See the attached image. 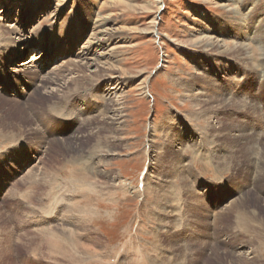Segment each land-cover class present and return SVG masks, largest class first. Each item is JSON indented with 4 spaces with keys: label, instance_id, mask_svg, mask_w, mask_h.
Masks as SVG:
<instances>
[{
    "label": "rangeland",
    "instance_id": "374dc122",
    "mask_svg": "<svg viewBox=\"0 0 264 264\" xmlns=\"http://www.w3.org/2000/svg\"><path fill=\"white\" fill-rule=\"evenodd\" d=\"M14 1L18 5L22 0ZM120 1L133 2L137 6L136 11L125 10L126 7L118 5ZM158 1L23 0L27 5L21 7L20 16H12L15 20L13 25L16 24V28L25 32L27 42L36 35L51 54L60 46L66 55V44L78 41L79 37L80 40L86 37L89 41L93 25L98 19L110 17L109 28L116 32L117 37V41L112 44L119 46L116 64L121 70H118V79L123 82L122 90L125 92L120 99L125 103L126 122L120 129H114L105 120L90 118L91 128H83V119L93 114L96 105L106 108L105 102L95 103L94 98L88 95L87 103L81 107L89 108L90 113L80 117L81 121H70L64 128L67 133L57 134L56 138L50 129L56 124L53 125V121L44 117L45 111L59 99L30 97L25 110L33 119V128L47 133L46 137L41 138L39 133H33V128L25 126L20 134L23 139L14 142L6 135L15 130L12 124H18L21 119L16 114H8L9 104L0 99V123L5 125L4 128L0 124V190L4 191L3 195L0 193V230L3 231H0V264H264V206L261 202L264 197V162L258 171L255 163H252L253 149L257 150L254 138H259L260 157L264 156V28L258 29L255 38L248 43L252 51L249 64L245 61L246 56L242 58L234 53L222 61L218 58L219 54L201 52L192 43L193 36L198 29L202 31L201 28L209 32L210 36L214 37L211 34L215 33L231 45L238 41V45L247 43L241 37L244 33L238 24L233 21V25L230 20L231 14H227L219 5L221 0H163L162 4H157ZM36 4L43 7L48 5L49 12L47 7H44V12H40L34 7ZM259 4L264 17V0H259ZM1 5L0 2V23L10 25L3 22L6 15ZM200 12H204V16ZM34 14L38 15L37 18L27 27L18 25V22H22L24 26ZM251 22L254 21L247 22L248 27L252 25ZM82 28L85 31L80 36ZM156 31L160 39L155 36ZM228 31L233 32V35L226 34ZM232 37L236 39L229 40ZM82 45L74 48L73 52L79 51ZM36 47H39L40 54L35 61L42 60L38 63L40 68L46 59V50L42 53L41 46L33 42L32 48ZM20 49L18 52H21ZM4 50L5 47L0 46V60ZM34 51L38 52L35 49L26 52L25 62L15 60L17 53L10 55L9 61L7 58L4 62L0 61V74L10 76L9 79L0 76V89L7 81L8 88L5 91L11 94V100H15L13 95L16 94H12L14 83L11 77L25 76L14 71H18L24 63L32 62L35 59ZM58 58V64L44 65L42 71L45 75L55 72V67L62 60H67L65 57ZM256 63H259L258 66ZM108 87L103 86L104 89ZM197 92L200 95H193ZM0 95L7 98L5 93ZM210 97H215L216 103L209 100ZM18 111L21 116V110ZM53 119L59 123L64 121L55 116ZM95 127L102 130L99 136L103 140H97L96 136L89 134L96 133ZM78 128L81 131L83 129L82 133L87 136L80 138V141L85 139V142H79L75 151L68 149L71 147L67 145L70 141L66 144L56 142L63 137H73V133L82 136ZM112 130L117 140H121L116 143L118 154L96 157L97 151L113 135ZM97 143H102L99 149ZM250 149L252 154L247 152ZM26 150L31 152L30 157L26 155ZM78 155L83 156L82 159ZM45 166L50 169L49 172ZM89 180H94V183ZM206 189H210L214 196L201 195ZM49 195H52V200L47 206L45 203ZM105 197L108 201H104ZM44 207L47 210L54 209L56 221L51 220L53 215L49 219L50 223L45 219L48 213L42 210ZM83 215L88 218L82 219ZM236 222H239L238 225ZM43 227H52L56 232L59 231L58 235L61 233L59 238L63 242L60 243L58 239L59 245L68 240V253L54 250V255L50 251L41 234ZM84 243L88 249L83 247ZM70 245H73L72 248Z\"/></svg>",
    "mask_w": 264,
    "mask_h": 264
},
{
    "label": "bare ground",
    "instance_id": "6f19581e",
    "mask_svg": "<svg viewBox=\"0 0 264 264\" xmlns=\"http://www.w3.org/2000/svg\"><path fill=\"white\" fill-rule=\"evenodd\" d=\"M34 1V0H33ZM113 1V0H111ZM1 2V7L5 9V15L7 17H5L4 19V23H10L7 24V25H3V23L1 24L0 23V39H1V42H0V46H4L5 47V50L4 52H2V58H1V62H4L5 59L7 58V61H9L10 59V55H13L14 56V53H17L16 54V59L15 60H19V61H22V62H25L24 60V57L25 55L27 54L26 52L29 50V49H35L36 51H38L37 53L34 51V60L32 62H27V63H24L23 65L20 66L19 70L18 71H14V72H19V73H22L23 75L25 74V76L23 77H18L16 75H12V81L14 83V86L13 87V91H12V94H14V92H16L15 95H13V97L15 98V100H11L10 99V95L9 92H6V87L8 88V84H7V81H6V84L3 85L2 89H0V93H5V95L7 96V98H3L1 95H0V99L3 100V102H7V104H9V107L10 109L8 110V114L10 115H15L19 118V120L21 119V122L19 121L18 124H12L13 127H14V131H11L8 135H6L7 137H9L8 139H10L11 141H14L16 142V140L19 142L21 141V132H22V127L24 128L25 126L26 127H29L28 129L30 128H33L35 125H34V122H33V119H30V116L29 114L26 112L25 110V105L28 104V100L29 98L31 97L32 99L33 98H37L38 96L39 97H42V98H55V99H59L57 100L55 103L52 104V106L49 107V110L45 111L46 115L44 117L45 118H48V120H51L53 121V125L50 129L54 132L52 135H54V137L57 136V134H65L67 133V129H64L65 128V125L71 123L70 121H81L80 117L84 116L85 114H88L90 112H88L89 108L85 107H81V105H85L87 103V98H88V95H90V98H94V102L95 103H101V102H105V107L103 109V107H98L96 105V107H94V111L92 115H90L89 118H86V119H83V123L82 125L83 128H91L92 124L90 123L91 119H95V118H98L99 120L102 119V120H105V122L107 121L108 122V125L117 129H120L123 124L126 122L125 120V112H124V104L122 101H121V97L124 95V90H122V85H123V82H121L118 78V66H117V62L116 59H117V51L119 49V46L114 45L112 44V42L114 41H117V37H116V32L112 29L109 28V24H110V21L108 20V17L107 19H102L100 17V19H98V21L95 23V26L93 25V30H92V34L89 39V41H87L86 37H83V39L85 38L86 39V42H83V39L80 40V37L78 39V41H72L70 42V44H66L67 45V48H68V55H66V53L63 51V47H58L55 49V52L54 54H51L47 48L44 46V44H42V42L37 39L36 35H34L33 39L31 41H28L26 40V38L24 37L25 36V32L21 29H18L16 28V24L13 25L15 23V20L13 21V18L12 16L14 14H17L19 17L20 16V9H22L21 7L22 6H26L27 4L25 2H23V0L21 2H19L18 5L14 4L15 1L14 0H0ZM110 2V1H109ZM50 3V2H49ZM133 3V2H132ZM132 3H120L117 4L120 5V6H124L126 7L127 11H136L137 9V6L136 5H133ZM157 4L160 3L162 4L163 3V0H159L158 2H156ZM109 4V3H108ZM107 4V5H108ZM114 4V3H113ZM50 5V4H49ZM110 5V4H109ZM156 5V4H155ZM219 5L224 9L226 10L228 13L227 14H231L229 15L231 18L230 20L233 22H235V24L237 23L238 24V28L241 29V31L244 33L243 36H241L242 38L245 39L244 42H247L245 45H238V42L237 43H233L234 41H231L234 45H231L230 42H227L226 40H223L221 39L218 35H216L215 33L214 34H211V35H214L213 36H210L209 35V32L206 33V31L202 29V31H199L198 29V32H196V34L193 36V40H192V43L194 44L195 47H198L201 49V52H204V53H217L219 54L218 58L220 60H225V59H228V56L230 57L233 53L234 54H238L240 56H242V58L244 56H246V60L249 64L251 60H249V57H250V53L252 51H250V48L248 45L249 42H251L253 40V38H255L256 36V31L258 29H261V28H264V17H263V13H262V10L260 8V4H259V0H221L219 2ZM29 6V5H28ZM104 6V5H103ZM102 6V7H103ZM115 6V4H114ZM113 6V7H114ZM117 6V5H116ZM13 7V8H12ZM36 9L40 10V12H44L45 8L44 7H47L46 10H48L49 12V7L48 5L46 6H40L39 4H36V6H34ZM106 7V6H104ZM111 8V7H110ZM117 8V7H116ZM147 8V7H146ZM146 8H143L144 10H146ZM1 10V9H0ZM23 10V9H22ZM33 11V10H32ZM147 11V10H146ZM149 11V10H148ZM2 12V10H1ZM35 12V11H34ZM38 12V11H37ZM53 12V11H52ZM28 13V12H27ZM204 12H200V14H202V16H204L203 14ZM246 13V15H245ZM24 14V13H23ZM50 14V13H48ZM30 15V14H29ZM102 15V14H101ZM112 15V14H111ZM37 14H34L32 15V18L29 22L25 23L24 26H22V22H18V25L21 26V27H27L31 22L35 21V19L37 18ZM46 16V14H45ZM100 16V15H99ZM103 16V15H102ZM228 16V17H229ZM242 17V18H241ZM9 18V19H8ZM106 18V17H105ZM113 18V17H112ZM29 19V18H28ZM111 19V18H110ZM7 20V21H6ZM254 21V22H251L252 25H250L248 27V24L247 22L249 21ZM12 23H11V22ZM17 21V20H16ZM26 21V20H25ZM247 21V22H246ZM234 22H233V25H234ZM62 23V22H61ZM83 23V22H82ZM84 26V25H83ZM81 26V27H83ZM80 27V28H81ZM88 27V26H87ZM119 30V29H118ZM249 30V32H248ZM84 31L85 29L82 28V32L80 34V36H82L84 34ZM119 33V32H118ZM233 33V32H232ZM230 31H228V33L226 32V34H230V35H233ZM156 37L158 39H160L159 35L157 34V31L155 33ZM259 34V33H258ZM18 37V38H17ZM119 38V37H118ZM236 39V37H232V38H229V40H233V39ZM123 39V38H122ZM258 39V38H257ZM121 40V39H120ZM28 45H26V43ZM33 42H37L38 45L41 46L40 50L42 51L43 53V50L45 49L46 50V59L43 61L42 65L40 66L39 68V64L41 61H35L36 60V57L39 56L38 54H40L39 52V47H36V48H32L33 47ZM83 44L81 46V48L79 49V51L75 50L76 52H73L74 48H78L80 44ZM119 43V42H118ZM192 44V45H193ZM254 44V43H253ZM252 44V45H253ZM255 47V46H254ZM20 48H23V49H20ZM18 49L21 50V52H18ZM251 50L254 51V49L251 48ZM11 51V52H10ZM260 53V52H259ZM45 54V53H44ZM201 54V53H200ZM257 54V53H256ZM261 54V53H260ZM259 54V55H260ZM56 56V58L54 59V56ZM210 55V54H208ZM262 55H264V50H262ZM235 56V55H233ZM239 56V57H240ZM44 57V56H43ZM58 57H65L67 60H62V62L55 67V72H53L52 74H48L45 75L44 71L43 70V67L44 65H48L49 63H52V64H58V61H59V58ZM232 57V56H231ZM238 58V57H237ZM253 58V56L251 57ZM250 58V59H251ZM255 58V57H254ZM43 59V58H42ZM122 59V58H121ZM264 59V58H263ZM18 61V62H19ZM121 61V60H120ZM214 62L218 63L219 61L217 60H213ZM233 61V60H232ZM244 61V59H243ZM254 61V60H253ZM234 62V61H233ZM241 62H242V59H241ZM21 63V62H20ZM234 63H236V65L238 64L237 61H235ZM243 63V62H242ZM254 63V62H253ZM260 63V62H259ZM258 63V64H259ZM263 64V62H261ZM245 64V65H247ZM257 64V63H256ZM257 64V66H258ZM33 65V66H32ZM5 66V65H4ZM120 66V65H119ZM252 66V65H251ZM250 66V67H251ZM261 66V65H260ZM27 67V69H26ZM23 68V69H21ZM255 68V67H253ZM262 68V67H261ZM5 69V68H4ZM92 69H94V71H91ZM259 69V68H258ZM4 71V70H3ZM121 71V70H119ZM13 72V73H14ZM1 77H4V78H10V76H7L5 75V73H1L0 74ZM210 78V77H209ZM22 79V80H21ZM29 81H28V80ZM121 79V77H120ZM207 79V78H206ZM24 81V82H22ZM208 83V82H207ZM210 84V83H209ZM110 86L106 89L103 88V86ZM22 86H25L24 88H21ZM52 86H54V88H52ZM71 86V87H70ZM148 86V85H147ZM146 86V87H147ZM73 87V89H72ZM217 87V86H216ZM149 89V88H148ZM147 89V91H148ZM210 89V87H209ZM146 90V88H145ZM146 91V92H147ZM200 93V92H199ZM198 92L193 94V95H196L198 96L197 94H199ZM145 94V92H144ZM149 94V93H148ZM203 94V93H202ZM205 94V93H204ZM219 94V93H218ZM200 95V94H199ZM203 96V95H201ZM5 97V96H4ZM12 97V98H13ZM200 97V96H199ZM206 97V96H205ZM204 97V98H205ZM220 98V96H218ZM121 98V99H120ZM198 98V97H197ZM203 98V97H201ZM218 98V99H219ZM41 99V98H40ZM52 99V100H53ZM200 99V98H199ZM202 100V99H201ZM209 100L211 101H215L214 103H216L217 99L215 97H210ZM220 100V99H219ZM225 101L227 99H224ZM32 101V100H31ZM208 101V100H207ZM43 102H45V100H43ZM209 102V101H208ZM227 102V101H226ZM46 103V102H45ZM211 103V102H209ZM213 103V102H212ZM213 103V104H214ZM30 104V103H29ZM48 104V103H47ZM212 104V105H213ZM225 104V103H224ZM237 104V103H236ZM259 104V102H258ZM219 105V104H218ZM221 105V104H220ZM219 105V106H220ZM226 105V104H225ZM229 105V104H228ZM39 106V105H38ZM199 106V105H198ZM214 106V105H213ZM235 106V105H234ZM238 106V105H237ZM260 106V105H259ZM33 107V106H32ZM35 107V106H34ZM43 107V106H42ZM223 107V106H222ZM227 107V106H226ZM38 108V107H37ZM203 108V106H202ZM213 108V107H212ZM218 108V107H217ZM215 108V109H217ZM221 108V107H220ZM231 108V107H230ZM229 108V109H230ZM18 109L21 110L22 112V115L20 116V112L18 111ZM34 109V108H32ZM39 109V108H38ZM208 109V108H207ZM219 109V108H218ZM225 109V108H224ZM228 109V108H227ZM37 110V109H36ZM211 110V109H210ZM214 110V109H213ZM220 110V109H219ZM28 111V110H27ZM205 111V110H204ZM222 111V110H221ZM219 111V112H221ZM19 114H17V113ZM211 112V111H210ZM214 112V111H213ZM216 112V111H215ZM212 113V112H211ZM200 114V113H199ZM209 114V113H208ZM213 114V113H212ZM211 114V115H212ZM35 115H37V113H35ZM56 119H60V120H64L62 121L61 123H59L57 120H54L53 118ZM216 116V115H215ZM32 117V116H31ZM214 117V116H213ZM91 118V119H90ZM201 118V117H200ZM206 120V118H205ZM213 120V119H212ZM225 120V119H224ZM97 121V120H96ZM226 121V120H225ZM104 122V121H103ZM210 122H213V121H210ZM228 122V121H227ZM232 122V121H231ZM102 123V122H101ZM208 123V122H207ZM1 124V123H0ZM11 124V123H10ZM30 124V125H29ZM46 124V123H45ZM61 124V125H60ZM214 124V123H212ZM220 124V123H219ZM58 125V126H57ZM102 125V124H101ZM150 125V124H149ZM208 125V124H207ZM221 125V124H220ZM224 125V124H223ZM2 127L5 128V125H2ZM213 126V125H212ZM216 126V125H215ZM226 126V125H224ZM228 126V125H227ZM226 126V127H227ZM37 127V126H36ZM98 127V126H97ZM100 128V127H99ZM98 128V129H99ZM104 128V127H103ZM216 128V127H215ZM221 128V127H220ZM235 128V127H234ZM26 129V128H25ZM46 129H48V126L46 124ZM97 131H96V130ZM95 131L96 133H89L90 135H94L97 137V140H100L102 139V137H100L102 134V130L101 129H97L95 127ZM106 129V128H105ZM113 129V130H114ZM27 130V129H26ZM104 130V129H103ZM111 130V129H110ZM113 130L111 131V133L113 134ZM207 130V129H206ZM209 130V129H208ZM216 130V129H215ZM226 130V129H225ZM236 130V129H235ZM2 131V130H1ZM33 133H36V134H40L41 138L42 137H46V134L45 132H40L39 129H35L33 128ZM45 131V129H44ZM78 132H81L82 131L80 130V128L77 129ZM94 131V132H95ZM105 131V130H104ZM119 131V130H118ZM224 131V130H223ZM229 131V130H228ZM240 132V130H237ZM246 131V130H245ZM89 132V131H88ZM92 132V131H91ZM109 132V130H108ZM116 132V130H115ZM121 132V131H120ZM217 132V131H216ZM222 132V131H220ZM259 132V131H258ZM2 134H4L3 132H1ZM24 133V132H23ZM43 133V134H42ZM104 133V132H103ZM117 133V132H116ZM115 133V134H116ZM119 133V132H118ZM243 133V132H242ZM1 134V136H2ZM83 134V133H82ZM101 134V135H100ZM215 134V133H214ZM247 134V133H246ZM260 133L257 134V137L259 136ZM73 137L72 135L71 136H68L69 139H67L66 137H63L62 139H60L59 141H57L56 139V142H61L62 144H66V142H69L70 143H67V145H71V147H68V149H71L72 151H75L76 149H78V145H79V142H81L80 144L84 143L85 142V139L80 141L81 139L80 138H86V136L83 134L82 136H79L78 134H74L73 133ZM100 135V136H99ZM111 135V134H109ZM108 135V136H109ZM117 135V134H116ZM120 135V134H119ZM124 135V134H122ZM240 135V134H239ZM244 135V134H243ZM25 136V135H24ZM84 136V137H83ZM211 136V135H210ZM233 136V135H232ZM247 136V135H245ZM3 137H5L3 135ZM95 137V139H96ZM106 137V136H105ZM110 137V136H109ZM124 137V136H123ZM244 137V136H243ZM242 137V139H244ZM57 138V137H56ZM66 138V139H65ZM89 137H87L88 139ZM104 138V137H103ZM119 138V137H118ZM121 138V136H120ZM226 138V137H225ZM233 138V137H232ZM224 139V138H223ZM227 139V138H226ZM235 139V138H234ZM246 139V138H245ZM250 139V138H249ZM255 141H254V145L257 146L256 149L257 150H254V153H250L252 152L251 149L250 150H247V152H249L250 154H252L253 158H252V163H255V166H256V169L258 171V169L261 167L262 165V162H264V156L261 155L260 157V154L261 152L259 151V146L260 145V140H258L259 138H254ZM7 140V139H6ZM6 140H5V143H6ZM9 140V141H10ZM90 140V138H89ZM93 140V139H92ZM96 140V141H97ZM103 140V139H102ZM123 140V139H122ZM216 140V139H215ZM236 140V139H235ZM251 140V139H250ZM87 141V140H86ZM95 141V142H96ZM105 141V140H104ZM117 141H121V140H117V137L113 134L109 139H108V142L105 143L101 146V149H99V145L102 144V143H97V147H98V153L95 154L96 157H112V156H116L118 153H116V147H117ZM224 141V140H223ZM2 142V141H1ZM88 142V141H87ZM60 143V144H61ZM239 143V142H238ZM53 144V142H52ZM58 144V143H56ZM172 143L170 142V145ZM240 144V143H239ZM250 144V142L248 143ZM17 145V144H16ZM19 145V144H18ZM92 145V144H91ZM246 145V144H245ZM252 145V144H251ZM77 146V147H76ZM86 146V145H85ZM89 145L87 144L86 147H88ZM16 147V146H15ZM29 147V146H28ZM50 147V146H49ZM67 147V146H66ZM82 147L81 146V150H82ZM91 147V146H90ZM226 147V146H225ZM251 147V146H250ZM95 149L96 146L94 147ZM149 148V147H148ZM162 148V147H161ZM241 148V147H240ZM28 149V148H27ZM30 149V148H29ZM48 149V148H47ZM85 149V148H83ZM118 149V148H117ZM150 149V148H149ZM156 149H158L156 147ZM261 149V148H260ZM263 149V148H262ZM51 150V148H50ZM80 150V149H79ZM77 150V151H79ZM161 150V149H160ZM163 150V149H162ZM166 150V149H165ZM168 150V149H167ZM27 151V150H26ZM76 151V152H77ZM84 152V150H82ZM81 151V152H82ZM120 151V150H119ZM169 151V150H168ZM233 151V150H232ZM28 153L26 155H28L29 157L31 155H29L31 152L27 151ZM91 152V151H90ZM246 152V153H247ZM9 154H12L11 152H8ZM52 153V152H51ZM94 153V152H93ZM46 154H48L46 152ZM77 154V153H76ZM72 155V154H71ZM74 155V154H73ZM92 155V154H91ZM178 155V154H177ZM199 155H202V157H204V155L202 153H199ZM224 155V154H223ZM17 157L19 156V154L16 155ZM23 156V155H22ZM52 156V155H51ZM79 157H81L80 155H78ZM93 156V155H92ZM219 156V155H218ZM228 156V155H227ZM245 156V155H244ZM251 156V157H252ZM83 157V156H82ZM81 157V159H82ZM221 157V156H220ZM248 157V156H247ZM47 158V157H45ZM64 158V157H63ZM222 158V157H221ZM57 159V158H56ZM62 159V158H61ZM161 159V158H160ZM251 159V158H250ZM48 160V159H47ZM54 160V159H52ZM67 160V158H65V161ZM75 160V159H74ZM79 160V158H78ZM12 161V160H11ZM43 161V160H42ZM158 161V160H157ZM162 161V160H161ZM8 162V161H7ZM45 162V161H44ZM57 162V161H56ZM68 162V161H67ZM220 162V161H219ZM229 162V161H228ZM42 163V162H40ZM53 163V162H52ZM58 163V162H57ZM63 163V162H62ZM247 163V162H246ZM45 164H47L45 162ZM73 164V163H71ZM111 164V163H110ZM223 164V163H222ZM221 164V165H222ZM239 164V163H237ZM42 165H44L42 163ZM58 165V164H57ZM65 165V164H63ZM107 165V164H106ZM161 165V164H160ZM231 165V164H230ZM51 166V165H50ZM66 166V165H65ZM74 166V165H73ZM172 166V165H171ZM249 166V165H248ZM234 167V166H233ZM38 168V167H37ZM36 168V169H37ZM44 168V167H43ZM42 168V169H43ZM46 168V166H45ZM51 168V167H50ZM56 168V167H55ZM58 168V166H57ZM60 168V166H59ZM63 168V167H62ZM35 169V170H36ZM38 169H41L40 167ZM48 170V168H46ZM77 169V168H76ZM75 169V170H76ZM254 169V168H253ZM10 173L12 172L10 168L7 169ZM34 170V171H35ZM50 170V169H49ZM48 170V172H49ZM54 170V169H53ZM56 170V169H55ZM59 170V169H58ZM61 170V169H60ZM65 170V168H64ZM88 170V168H87ZM91 170V168H90ZM169 170V169H168ZM255 170V169H254ZM253 170V171H254ZM46 171V170H45ZM77 171V170H76ZM98 171V170H97ZM37 172V170H36ZM47 172V171H46ZM54 172V171H53ZM78 172V171H77ZM85 172V170L83 171ZM100 172V171H98ZM42 173H45V172H42ZM52 173V172H51ZM50 173V174H51ZM74 173V170L73 172ZM102 173V172H101ZM106 173V172H105ZM153 173V172H152ZM182 173V172H181ZM184 173V172H183ZM48 174V173H47ZM46 174V175H47ZM100 174V173H99ZM177 174V173H176ZM54 175V174H53ZM56 175V174H55ZM58 175H61L58 174ZM57 175V177H58ZM77 175V174H75ZM82 175V174H81ZM101 175V174H100ZM103 175V174H102ZM105 175V174H104ZM51 176V175H50ZM74 176V175H73ZM83 176V175H82ZM88 176V175H87ZM92 176V175H91ZM95 176V175H94ZM99 176V175H98ZM111 176V175H110ZM152 176V175H151ZM13 177V176H12ZM56 177V179H57ZM81 177V176H80ZM106 177V176H105ZM109 177V176H107ZM153 177V176H152ZM27 179V177H25ZM35 178H37L35 176ZM33 178V179H35ZM78 178V177H77ZM90 178V177H89ZM114 178V177H113ZM167 178V177H166ZM182 178V177H181ZM255 178V176H254ZM97 179V178H96ZM102 178H100L99 180H101ZM104 179V178H103ZM108 179V178H107ZM158 179V178H157ZM175 179V178H174ZM186 179V178H185ZM24 180V179H23ZM32 180V179H30ZM41 181V179H39ZM81 180H83L81 178ZM152 180V179H151ZM167 180V179H166ZM48 181V180H47ZM80 181V180H79ZM90 181V180H89ZM93 181L94 183V180H91ZM90 181V182H91ZM103 182V180H101ZM161 181V179H160ZM172 181V180H171ZM180 181V180H179ZM182 181V180H181ZM30 182V181H29ZM38 182V181H37ZM49 182V181H48ZM81 182V181H80ZM83 182V181H82ZM89 182V183H90ZM106 182V181H105ZM183 182V181H182ZM27 183V181H26ZM46 183V182H45ZM76 183V182H75ZM78 183V182H77ZM92 183V182H91ZM96 183V182H95ZM104 183V182H103ZM184 183V182H183ZM20 184V183H18ZM110 184V183H109ZM113 184V183H112ZM25 185V184H24ZM142 185V184H141ZM16 186V185H15ZM21 186V185H20ZM46 186V184H45ZM44 186V188H45ZM62 186V185H61ZM116 186V185H115ZM118 186V185H117ZM164 186V185H163ZM183 186V185H182ZM188 186V185H187ZM191 186V185H190ZM41 187V186H40ZM90 187V185H89ZM104 187V186H103ZM102 187V188H103ZM63 188V187H62ZM91 188V187H90ZM101 188V189H102ZM116 188V187H114ZM65 189V188H64ZM15 190V189H14ZM29 190V189H27ZM115 190V189H114ZM117 190V189H116ZM145 190V189H144ZM158 190V189H157ZM13 191V190H12ZM48 191V190H47ZM69 191V190H68ZM103 191V190H102ZM147 191V190H146ZM154 191V190H153ZM3 189L0 190V193L3 195ZM14 192V191H13ZM73 192V191H72ZM89 192V191H88ZM105 192V191H104ZM116 192V191H115ZM92 193H95V192H92ZM164 193V192H163ZM251 193V192H250ZM25 194V193H24ZM44 194V193H43ZM57 194V193H56ZM97 194V193H96ZM165 194V193H164ZM214 193L210 190V189H206L204 190V192L201 193V195L203 196H214L213 195ZM23 195V194H22ZM45 195V194H44ZM72 195V194H71ZM74 195V194H73ZM98 195V194H97ZM70 196V195H69ZM77 196V195H75ZM81 196V195H80ZM111 196V195H110ZM156 196V195H155ZM158 197V196H157ZM19 198H20V195H19ZM114 198V196H113ZM244 198V197H243ZM48 202L45 203V205L47 206H50L48 205L50 203V200H52V195H49L48 196ZM79 199V198H78ZM98 199H100L98 197ZM104 201L106 200V197L103 198ZM102 199V200H103ZM110 199V198H109ZM247 199V198H245ZM255 199V198H254ZM22 200V199H21ZM29 200V199H28ZM167 200V199H166ZM243 200V199H242ZM262 201V205L264 206V197H262L261 199ZM79 201V200H77ZM108 201V200H106ZM113 201V200H111ZM157 201V200H156ZM160 201V200H159ZM23 202V201H22ZM41 202V201H40ZM93 202V201H92ZM96 202V201H95ZM234 202V201H233ZM232 202V203H233ZM237 202V200L235 201ZM241 202V201H240ZM259 202V201H258ZM27 203V202H26ZM22 204V203H21ZM28 204V203H27ZM68 204V203H67ZM196 204V203H195ZM235 204V203H234ZM65 205V204H64ZM77 205H79L77 203ZM86 205V204H85ZM89 205V204H88ZM154 205V204H153ZM161 205V204H160ZM237 205V204H236ZM239 205V204H238ZM243 205V204H242ZM25 206V204H24ZM83 206V205H81ZM92 206V205H91ZM23 207V206H22ZM20 207V208H22ZM51 207L55 208L54 206L51 205ZM90 207V206H89ZM230 207V206H229ZM84 208V207H83ZM99 208V207H98ZM101 208V207H100ZM234 208V207H233ZM85 209V208H84ZM235 209V208H234ZM242 209V208H240ZM27 210V209H26ZM45 213H48V217H46L45 219H51V216L53 215V213L55 212L54 209H50V210H47L46 207H44L42 209ZM88 210V209H87ZM239 210V209H238ZM245 210V209H244ZM22 211V210H21ZM77 211V210H76ZM83 211V210H82ZM97 211V210H95ZM79 212V211H78ZM85 212H88V211H85ZM247 212V211H246ZM23 213V212H22ZM82 213V212H81ZM80 213V214H81ZM91 213V212H89ZM249 213V212H248ZM76 214V213H75ZM78 214V213H77ZM79 214V215H80ZM95 214V213H94ZM242 214V213H241ZM245 214V213H243ZM43 215V214H42ZM78 215V216H79ZM85 215V214H84ZM84 215L82 217V219L84 218ZM96 215V214H95ZM240 215V214H239ZM249 215V214H248ZM82 216V215H81ZM80 216V218H81ZM236 216V215H235ZM244 216V215H243ZM242 216V217H243ZM254 216V215H253ZM258 216V215H257ZM88 218V216H86ZM84 218V219H87V218ZM241 217V216H240ZM4 220H5V217H3ZM79 218V219H80ZM238 218V217H237ZM78 219V217H77ZM245 219V217H244ZM248 221H249V218H247ZM52 221H56L54 219V215H53V218L51 219ZM89 220V219H88ZM8 221V220H7ZM91 221V220H90ZM88 221V222H90ZM251 221V220H250ZM242 222V221H241ZM240 222V223H241ZM255 222V221H254ZM3 223V222H2ZM50 223V221H49ZM84 223V222H83ZM159 223V222H158ZM237 225L239 222H236ZM250 223V222H249ZM60 224V223H59ZM254 224V223H253ZM260 224V223H259ZM249 225V224H247ZM6 226V225H4ZM8 226V224H7ZM6 226V227H7ZM21 226V225H20ZM63 226V225H62ZM240 226V225H239ZM261 226V225H260ZM3 227V226H2ZM56 227V226H55ZM60 227V226H59ZM58 227V228H59ZM65 227V226H63ZM62 227V228H63ZM69 227V226H68ZM71 227V226H70ZM250 227V226H249ZM1 228V226H0ZM21 228V227H20ZM23 228V227H22ZM38 228V227H37ZM52 227H43L41 229L42 232L41 234L44 236V239H45V242L47 244V246H49L50 248V251H53V254L55 255V251L57 252H61V253H68L69 249H68V240L66 239V242L62 245H59L58 241L60 240L59 236H61V233L58 235L57 232L59 231H55L53 228L51 229ZM248 228V227H247ZM246 228V229H247ZM5 229V228H4ZM39 229V228H38ZM37 229V230H38ZM60 229V228H59ZM66 229V227H65ZM8 230V229H7ZM36 230V231H37ZM57 230V229H56ZM67 230V229H66ZM70 230V229H69ZM84 230V229H83ZM1 231V230H0ZM64 230H62L63 232ZM73 231V230H71ZM70 231V232H71ZM79 231V230H78ZM81 231V230H80ZM246 231V230H244ZM40 232V231H39ZM38 232V233H39ZM69 232V231H68ZM74 232V231H73ZM72 232V233H73ZM86 232V231H85ZM1 233H3V231H1ZM245 233V232H244ZM260 233V232H259ZM36 234V233H35ZM34 234V235H35ZM63 234V233H62ZM69 234V233H68ZM33 235V236H34ZM64 235V234H63ZM260 235V234H259ZM23 236V235H22ZM27 236V235H26ZM25 236V237H26ZM38 236V235H37ZM75 236V235H74ZM3 237V236H2ZM13 237V236H12ZM24 237V236H23ZM22 237V238H23ZM30 237V236H29ZM29 237H26V238H29ZM32 237V235H31ZM65 237H66V234H65ZM1 238V237H0ZM21 238V237H20ZM25 238V239H26ZM72 238V237H71ZM70 238V239H71ZM82 238V237H81ZM59 239V240H58ZM64 239V237H63ZM74 239V238H73ZM91 239V238H90ZM1 240V239H0ZM22 240V239H21ZM33 240V239H32ZM72 240V239H71ZM69 240V243L70 241ZM75 240V239H74ZM73 240V242H74ZM78 240V239H77ZM76 240V241H77ZM80 240V239H79ZM246 240V239H245ZM244 240V241H245ZM259 240V239H258ZM20 241V240H19ZM29 242V240H27ZM62 239L59 241L61 243ZM6 242V241H5ZM26 242V241H25ZM63 242V241H62ZM93 242V241H91ZM95 242V241H94ZM246 242V241H245ZM259 242V241H258ZM257 242V243H258ZM4 243V242H3ZM8 243V242H7ZM23 243V242H22ZM19 242V244H22ZM72 243V242H71ZM70 243V244H71ZM102 243V242H101ZM244 243V242H243ZM247 243V242H246ZM18 244V243H17ZM29 244V243H27ZM77 244V243H76ZM93 244V243H92ZM95 244V243H94ZM245 244V243H244ZM2 245V244H0ZM255 245V244H254ZM263 245V243H262ZM11 246V245H10ZM23 246V245H22ZM25 246V245H24ZM46 246V245H45ZM73 246V245H72ZM72 246L70 245L69 247L72 248ZM82 246V244L80 245ZM79 246V247H80ZM90 246V245H88ZM1 247V246H0ZM7 247V246H6ZM15 247V246H14ZM26 247V246H25ZM29 247V246H28ZM27 247V248H28ZM83 247H86L87 246L85 245L84 243V246ZM91 247V246H90ZM44 248V247H43ZM42 248V249H43ZM41 249V248H39ZM88 249V248H87ZM2 250V249H1ZM55 250V251H54ZM77 250V249H76ZM3 251V250H2ZM81 251V249H80ZM79 251V252H80ZM75 252V251H74ZM77 252V251H76ZM252 252V251H251ZM4 253V252H3ZM6 253V252H5ZM85 253V252H83ZM99 253V252H98ZM254 253V252H253ZM77 253H75L76 255ZM2 255V254H1ZM51 255H52V252H51ZM50 255V256H51ZM80 256H82L81 254H79ZM5 256V255H3ZM237 256V255H236ZM71 257V256H70ZM84 257V256H83ZM240 257V256H239ZM257 257V256H256ZM67 258V257H66ZM74 255H73V259H74ZM4 259V258H3ZM45 259V258H44ZM50 259V258H49ZM55 259V258H54ZM61 259V258H60ZM85 258H83L82 261H84ZM56 260V259H55ZM54 260V261H55ZM62 260V259H61ZM66 259H64L65 261ZM78 260H81V259H78ZM6 261V260H5ZM56 261H59V260H56ZM55 261V262H56ZM67 261V260H66ZM86 261V260H85ZM97 261V260H96ZM2 262V261H0ZM53 262V261H52ZM69 262V260H68ZM76 262V260H75ZM51 263V262H50ZM6 264V263H5ZM64 264V263H63ZM69 264V263H67Z\"/></svg>",
    "mask_w": 264,
    "mask_h": 264
}]
</instances>
